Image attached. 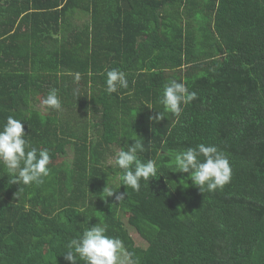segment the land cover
<instances>
[{"label":"trees","instance_id":"16d2710c","mask_svg":"<svg viewBox=\"0 0 264 264\" xmlns=\"http://www.w3.org/2000/svg\"><path fill=\"white\" fill-rule=\"evenodd\" d=\"M111 69L128 88L109 95ZM172 80L197 93L179 117L159 103ZM51 89L59 111L42 106ZM8 116L51 160L39 186L0 165V264H70L68 242L97 224L137 264H264V0H0ZM134 137L158 169L138 192L114 164ZM202 143L232 168L213 192L173 172L171 154Z\"/></svg>","mask_w":264,"mask_h":264},{"label":"clouds","instance_id":"9594fccd","mask_svg":"<svg viewBox=\"0 0 264 264\" xmlns=\"http://www.w3.org/2000/svg\"><path fill=\"white\" fill-rule=\"evenodd\" d=\"M91 75V72L89 73ZM79 79V74L76 76ZM128 80L123 71L111 69L106 71V89L111 95L119 89H127ZM197 98L196 92H190L182 82L172 80L166 84L159 103L164 106L165 112L179 117L182 106L191 104ZM42 105L49 109L59 111L61 101L57 89H51L42 100ZM149 109L153 107L146 104ZM164 113L159 112L150 116L149 120L156 123L164 120ZM21 119L8 116L6 123L0 127V165L7 170L6 174L11 184L20 186L42 185L45 178L50 175V153L47 149L32 147L29 136L25 132ZM127 150L116 153L114 164L120 170L116 179L120 181V187L126 186L134 191L140 190L141 180L147 182L157 176L155 160L142 161L138 153L144 151L143 144L139 139L133 138ZM27 149V150H26ZM200 157H203L201 160ZM173 172L188 173L189 179L201 192L205 190L213 192L222 189L230 183L232 168L227 157L218 151L215 146L199 144L195 148H187L184 151L171 154ZM181 182V181H180ZM21 188V187H20ZM106 197L115 195L119 202L127 193H119L107 186L103 189ZM107 198L105 200H107ZM106 226L102 224L86 228L78 238L71 239L67 244V251L63 254L65 261L70 264H137L132 254L127 252L118 238L106 235Z\"/></svg>","mask_w":264,"mask_h":264},{"label":"rangeland","instance_id":"374dc122","mask_svg":"<svg viewBox=\"0 0 264 264\" xmlns=\"http://www.w3.org/2000/svg\"><path fill=\"white\" fill-rule=\"evenodd\" d=\"M77 17H78V16H77ZM77 17H76L75 19H77ZM75 19H74V20H75ZM78 19H79V17H78ZM77 22H79V21H77ZM77 22H76V23H77ZM80 23L82 24L83 22H80ZM77 24H78V23H77ZM42 106H43V105H42ZM71 159H72L71 156H70L69 158H67L68 161H71Z\"/></svg>","mask_w":264,"mask_h":264}]
</instances>
